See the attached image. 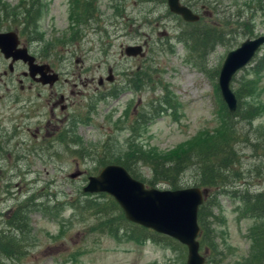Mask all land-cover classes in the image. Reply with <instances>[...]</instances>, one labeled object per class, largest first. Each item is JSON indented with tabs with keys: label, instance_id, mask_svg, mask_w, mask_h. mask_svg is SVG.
<instances>
[{
	"label": "rangeland",
	"instance_id": "374dc122",
	"mask_svg": "<svg viewBox=\"0 0 264 264\" xmlns=\"http://www.w3.org/2000/svg\"><path fill=\"white\" fill-rule=\"evenodd\" d=\"M22 1L0 0V6L11 16L5 19L7 15L0 13V19L4 20L0 25L4 30L15 27L10 23L11 18L21 19L22 12L17 5ZM39 1L35 14L31 13L32 26L28 30L29 36L36 39L29 41L32 50L38 52L48 46L53 52L62 53V49H68L74 53L72 56L66 54L67 59L60 64L61 80L66 79L67 82L64 84L60 80L54 88L56 92L61 90L65 97L63 103L67 108L62 116L66 113V123L72 119L76 127L73 134L68 135V140L74 143L68 141L70 146L66 152L57 147V159L53 160L50 152L46 157L42 156L44 165L35 160L30 166H21L20 177L14 175L16 171L13 169H6L9 164L0 162V228L5 232L9 227L6 219L2 218L4 211L21 205L22 211L27 212V228L11 248L16 256L12 257L13 261L0 256V264H185L186 250L182 245L178 247L179 244L166 243L160 238L136 243L100 232L96 229L95 218L88 216L89 203L86 202L101 199L97 194L82 193L81 188L86 184V177L94 175L103 166L99 163L101 160L114 163L133 152L143 157H160L179 147L194 145L201 137L212 135L221 127L220 105L215 91L217 74L213 72L219 69L226 52L246 37L233 36L225 41V46L216 45L201 58L193 55L191 58L190 41L185 38L182 43L177 37L195 27H222L224 23L236 27L247 17H251L254 24L253 37L248 38L264 36V10L255 11L257 4L264 0H182L191 6L198 21L185 24L178 20L176 25L173 20L166 26L158 24L154 31L165 35L149 34L150 41L159 38V42L148 43L149 51L135 59L122 58L119 45L130 44L134 34L139 36L155 27L158 16L168 15L165 6L158 5L154 10V2L141 5L138 0H98V21L91 23L94 32L90 28L82 37L78 35L82 26L68 22L69 0ZM150 13L152 19L147 17ZM226 15L233 18L226 19ZM75 33L76 39L70 42ZM138 39L143 40L142 37ZM262 56L264 44L252 63L238 71L230 84L233 91L238 88L237 81L256 80L251 96L248 94L240 102L243 104L242 112L247 104L253 107L251 118L247 120L249 115H244L242 120H232L234 135H237L232 145L238 157L232 170L242 178L233 181L241 186L248 185L251 194L264 191V156L261 155L264 148L258 147L259 151L248 145L255 142L258 145L264 136V69L257 77H253L249 70ZM51 61L54 67L59 68L55 59ZM136 66L142 68L146 76L140 91H132L125 84L126 89L115 97H109L107 89L96 87L97 76H106L107 67H111L114 75L119 77V74L134 70ZM145 68L149 69L150 75L147 76ZM30 96L37 105L43 106L41 112H48L50 98L47 90L37 89ZM53 113L54 118L55 114L62 117L57 108ZM53 145L60 146L55 142ZM83 149H87L89 156L81 158L82 153L80 156L75 154V151ZM137 166L143 179L150 178L146 167ZM76 172L78 176L72 180L68 178L69 174ZM195 174L194 169L185 171L180 177L181 188L191 187ZM152 188L165 189L159 186ZM210 194L215 199V206L211 208L214 220L210 221V236L216 252L221 254L211 253L215 255L213 259L222 257L223 264H231L247 256L250 247L247 233L253 220L241 217L242 204L233 193L211 190ZM29 199H33L31 201L35 204L45 205L46 210L30 209ZM69 203L74 205L72 209ZM53 206L58 208L53 210ZM4 234L17 235L11 231ZM121 234L120 231L118 237ZM199 253L204 258L209 255L202 249Z\"/></svg>",
	"mask_w": 264,
	"mask_h": 264
},
{
	"label": "trees",
	"instance_id": "16d2710c",
	"mask_svg": "<svg viewBox=\"0 0 264 264\" xmlns=\"http://www.w3.org/2000/svg\"><path fill=\"white\" fill-rule=\"evenodd\" d=\"M24 1L25 0L19 3L20 5L24 6L21 8V19L17 20L11 18L10 20L11 25L15 27L20 26V23H23V27L25 28H29V25H31V12H33L32 3ZM150 1L151 0H146V2ZM155 3L158 2L156 1ZM263 4L264 2H259L255 7L257 9L254 8L255 11H263ZM2 7L3 6H0V13L7 15V9ZM117 12L118 14L120 13L119 10ZM0 16L2 17L1 14ZM10 17L11 16L7 15L4 18ZM230 18H233V16L226 15V19ZM238 19L239 17H236V20ZM230 26L231 25L224 23L222 27H195L191 31H183L184 33H181V35L177 37V40L179 42H182L185 40V38L186 40H189L190 44L188 47L189 51L192 52L190 53V57L192 58L193 55L194 57L197 56L201 58L205 57L208 53V50H211L216 45L225 46V41L231 40L233 36H245L246 38L253 37L254 24L251 17H247L246 19L239 21V23L236 24V27ZM75 39L76 37L74 35L71 39V42ZM184 44L187 45V42H184ZM252 61L250 63H252ZM263 69V56L257 60L252 67L249 68L253 77H257L259 74H261ZM148 70L149 69H146L147 76L150 75ZM214 70L215 71L213 74H217L218 70ZM237 83L239 84L238 88L233 90L237 101V106L236 110L232 114L228 113L223 101L218 96L217 86H215L216 97L218 98L220 105L218 112L221 120V127H219L216 131H213L212 135H205L201 137L200 140L197 139L198 142L194 145L189 144L187 148L179 147L176 150L160 157H143V155L133 152L124 159L113 163L122 166L132 178L141 181L146 186H159L170 190L181 188L182 181L180 180V177L185 171L192 169L196 171V178L193 180L192 186H196L201 189H207L209 192L208 196L199 206L197 212V223L199 227L197 242L200 249L205 251V253L207 252L206 254H209L206 256L204 264H223L222 257L213 259L215 255L211 253L216 252V245L212 243L210 236V226L212 225L210 221L214 220L212 217L211 208L215 206V199L210 194L211 190L219 193H233L235 198H237V200L242 204L241 217L250 218L253 220L252 226L247 233V237L249 238L250 242L248 254L246 257L235 260L231 264H264V192L251 195L246 191H242L245 190V186H241L240 183L235 184L233 181L236 179L241 180L242 178L237 171L232 170L234 163H236L238 160L237 155L234 154L232 145L233 138L237 136L234 135L235 124H232V120L233 118L242 120L244 115H249L247 120L251 118L250 113L252 112L253 107L247 104L244 107V111L242 112L243 104H240V102L245 99L248 94L251 96L252 91L254 90L253 88L256 84V80L247 79L243 82L237 81ZM131 85L135 87V84ZM83 121L86 122L87 119ZM261 139H263V141L258 145H256V142L255 144L248 145L253 147L254 150L260 151L258 147L264 148V136H262ZM68 141L69 143H74V141L67 139V150L68 146H70ZM87 152V149H83L82 151H75V154L80 156L82 153V156H80L82 158L83 156H89ZM261 155L264 156V153L262 152ZM99 163L100 165H105L110 164L111 162L108 160H101ZM137 164H140L148 169L150 178L143 179L141 173L138 171ZM222 187L224 188L223 190L220 189ZM227 188H229V190ZM97 195L101 200H91L87 201L86 203H89L87 205V209L89 211L88 216H93L95 218L96 229H98L100 232H103L112 238L124 237L136 243H141L142 240L144 241L147 239H152L154 241L160 238L159 240L165 241L166 243H175L176 246H178V243L171 238L168 239L165 237H160L150 230L127 222L124 220L120 209L112 200V198L106 194ZM37 198L38 197H36V200ZM31 200L33 199L28 200V206L30 209L40 210L41 212L46 210L45 205L40 203L35 204ZM69 205L71 206V209L74 206L71 203H69ZM22 207L23 206L21 205L17 206V208L13 211V215L8 218V221L16 226L17 232H19V234L16 236H6L5 234H0V256H5L6 259L12 261V257L16 256V254L11 248L14 242L19 240L20 236L27 228V222L25 218L27 212L22 211ZM56 208L58 207H51L53 210ZM120 231L122 234L121 237H118ZM178 247H180V245ZM23 252L24 251L22 250V254ZM219 254H221V252H216L217 256H219ZM18 255H20V252Z\"/></svg>",
	"mask_w": 264,
	"mask_h": 264
},
{
	"label": "flooded vegetation",
	"instance_id": "af4514ba",
	"mask_svg": "<svg viewBox=\"0 0 264 264\" xmlns=\"http://www.w3.org/2000/svg\"><path fill=\"white\" fill-rule=\"evenodd\" d=\"M154 1L155 0H151L150 2L153 3ZM156 1L158 3H155ZM156 1L154 2V10L158 5L165 6L164 10L168 15H164L163 17L158 16L155 20V27H150L147 33H141L139 36L133 35V41L127 45L140 46L141 54L135 56V58H141L144 53L149 51L150 46H148V43L152 44L155 43V41L159 42V38L150 41L149 34H154L157 37L165 35V33L154 31V28L158 27V24L166 26L167 22L175 20L177 25L179 24L178 20L181 21V18L168 10L165 0ZM24 2L27 1L25 0ZM28 2L32 3L33 12L34 9L38 7V4H40L39 0H31ZM138 2L142 5L146 0H138ZM180 2L187 8L189 7V10L195 14L190 5L188 6V4L182 3V0H180ZM17 6H19L20 9L24 7L20 4ZM97 8L98 0H69L68 22L70 25L82 26L81 28L83 29L78 31L79 36L83 37L87 34L90 31L91 23L98 21ZM34 14L35 13H33V15ZM148 16L152 19L153 15L150 13L147 17ZM0 21L4 20L0 19ZM183 23L187 24L186 22ZM34 24H36V22H34ZM30 26H32V23L29 25V28L23 27V23H20L18 28L14 27L13 29L4 30L2 28L3 25H0V34L12 33L16 37V44L14 48L10 50L11 56L7 58L0 51V162L7 165L9 164V167L6 169L8 171L12 169L16 171L14 175L17 177L21 176V174H19L21 166H30L35 160L44 165L45 159H43L42 156L46 157L48 152H50L49 156L53 154V160L57 159V147L66 152L68 135L73 134V130L76 129L72 119L68 121V124L66 123V113L62 116V113H64L67 108L63 103L65 97L61 90L57 92L54 90L55 86L59 84L61 80L62 69L60 68V64H63L64 60L67 59L66 54L72 56L74 53L68 51V49H62L61 52L65 54L63 55L60 52L50 51L48 46H44L43 49L38 52L33 51L29 41H35L36 39L34 36L32 38L29 36L28 30ZM91 31L92 33L94 32L92 28ZM128 32H130V30ZM140 37H142V41L138 39ZM127 45H119V55L122 58L135 59L134 57L125 55L123 48ZM17 50L25 51L26 55L30 58V67L27 65V62L12 57L13 54L16 55ZM51 59H55L57 63H59V68L54 67ZM129 68H131V66H129ZM114 74L112 68L107 67L106 76L102 77L98 75L95 80L96 87L98 89H107L108 92L106 93L109 97H115V94L121 93L122 90L127 88L126 85L132 91H140L146 82V77L142 72V68L139 66H136L134 70L129 69L128 72L124 74H119V77H116ZM53 76L55 77L53 78ZM42 81L45 82L42 83ZM61 82L65 84L67 80L63 79ZM131 84H135V87ZM59 86L62 87L61 84ZM37 89L47 90L48 92V97L50 98L48 112H41L40 109L43 106L37 105L35 100L30 96V93H33L35 90L37 91ZM54 99H56V101ZM55 108H57L58 113L62 117L58 118L55 114L54 118L53 110ZM70 121L73 123L74 127L71 125L72 123ZM36 140L41 141L40 143H36ZM53 142L56 144L59 143L60 146H54ZM4 153L6 156H3ZM10 158L12 159L9 160ZM7 185H9V182H7ZM246 186L248 187V185ZM15 209L13 208L3 212L2 218L6 219V223L9 226L8 229L5 230L6 233H9V231L15 234L19 233L17 232L16 226L8 221V218L13 215ZM5 232L0 228V234H4Z\"/></svg>",
	"mask_w": 264,
	"mask_h": 264
},
{
	"label": "water",
	"instance_id": "95a60500",
	"mask_svg": "<svg viewBox=\"0 0 264 264\" xmlns=\"http://www.w3.org/2000/svg\"><path fill=\"white\" fill-rule=\"evenodd\" d=\"M165 1L168 10L178 15L184 22H195L198 19L197 15L181 5L179 0ZM15 44L14 34H0V51L5 57L11 56L10 50ZM263 44V35L247 38L237 47L226 52L222 60L217 76V87L230 113L236 108V99L230 88L231 79L237 71L247 66ZM140 50L139 46H127L124 48V53L126 56H135L140 54ZM12 57L27 62L30 67V58L25 51L17 50L16 55L13 54ZM78 175L79 173L76 172L69 175V178ZM81 191L88 194L104 193L110 196L127 222L183 245L186 250L185 264L204 263V258L199 254L196 238L199 233L197 211L206 194L205 190L195 186L174 190L145 187L142 182L132 178L122 166L108 164L96 175L87 177Z\"/></svg>",
	"mask_w": 264,
	"mask_h": 264
}]
</instances>
